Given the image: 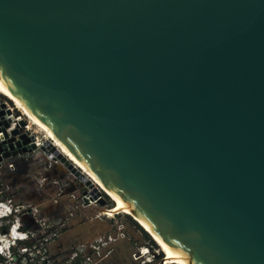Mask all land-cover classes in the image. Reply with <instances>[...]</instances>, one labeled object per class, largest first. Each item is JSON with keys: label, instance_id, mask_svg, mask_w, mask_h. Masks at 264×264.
I'll return each instance as SVG.
<instances>
[{"label": "water", "instance_id": "water-1", "mask_svg": "<svg viewBox=\"0 0 264 264\" xmlns=\"http://www.w3.org/2000/svg\"><path fill=\"white\" fill-rule=\"evenodd\" d=\"M0 79L196 264H264V0H0Z\"/></svg>", "mask_w": 264, "mask_h": 264}, {"label": "rangeland", "instance_id": "rangeland-1", "mask_svg": "<svg viewBox=\"0 0 264 264\" xmlns=\"http://www.w3.org/2000/svg\"><path fill=\"white\" fill-rule=\"evenodd\" d=\"M1 97L9 102V105L11 104L18 116L29 121L11 100L4 95ZM32 128L37 130L34 125ZM37 131L42 133L40 130ZM40 153L36 151L14 158L11 162L16 169L12 172L18 175L17 173L23 174L33 169L38 164L35 158ZM63 168L67 170L64 166ZM58 171L59 168L55 167L53 175L39 173L36 180L29 184L25 174L24 186L15 197L9 195L17 203L20 201V204L31 202L37 204L41 216L28 219L29 227L37 229L42 222L40 219H44L46 215L51 218L47 224L54 222L55 226L62 225L57 243L51 247L52 255L59 254L58 260L67 256L72 249L91 243L98 247V253L94 255L97 264H177L171 263L155 241L133 218L117 213L115 203L99 187L100 193L97 196L104 201V204L98 202L89 206L88 199L92 201L91 196L96 194L71 174H69L70 187L66 188L68 181H65V171ZM50 180L55 181L50 184ZM73 201H76L75 204H72ZM49 211H51L50 215H48Z\"/></svg>", "mask_w": 264, "mask_h": 264}, {"label": "built area", "instance_id": "built-area-1", "mask_svg": "<svg viewBox=\"0 0 264 264\" xmlns=\"http://www.w3.org/2000/svg\"><path fill=\"white\" fill-rule=\"evenodd\" d=\"M1 95L0 105L5 104V110L10 111L9 115H5V119L11 121L7 132L10 134L11 131L17 129L20 131V134H27L28 137L33 136L35 138L33 143L38 147L43 145L47 141L45 135L39 133L35 128L33 129V125L31 126L29 121L18 116L9 105V102H6L5 99L3 100ZM20 122H24L26 125L22 127ZM4 152L5 150L0 151V264H97L94 255L98 253V247L91 243H86L82 247H76L74 250L72 249L73 251L71 250L67 256L59 260L57 259L58 253L52 255L51 247L57 243V239L62 231V225L57 224L55 226L54 222L47 224L51 218L46 215L44 219H40L42 222L39 223L37 229L29 227L27 223L28 219H31V217L33 219V217L37 216L39 218L41 214H39L40 211L36 203L20 204V201L17 203L13 198L9 197V195L15 197L21 186L13 188L3 179L5 168L9 166L11 160L16 158L3 159L2 154ZM21 155L24 154H20L19 156ZM35 160L38 162L37 166L29 171V178L32 182L36 180L37 174L44 172V174L49 173L53 175L55 167H58V172L60 170L65 171V181H68L66 188L70 187V173L63 168L58 160L49 159L42 152L36 156ZM54 181L50 180L49 182L53 184ZM100 199L99 196L96 198L92 197V201L88 199V205L98 204ZM75 202L73 201L72 204H75ZM144 252L143 254H147Z\"/></svg>", "mask_w": 264, "mask_h": 264}, {"label": "bare ground", "instance_id": "bare-ground-1", "mask_svg": "<svg viewBox=\"0 0 264 264\" xmlns=\"http://www.w3.org/2000/svg\"><path fill=\"white\" fill-rule=\"evenodd\" d=\"M0 94L7 97L15 106L29 119V123L40 130L48 141L67 159H69L83 175L87 176L94 187H89L91 192L98 193V187L115 203L116 212L123 213L133 218L155 241L161 252L171 261L177 264H196L176 245L170 242L162 233L155 229L139 213L135 206L118 193L109 183L100 177L80 156L64 142L56 130L42 118L32 107H30L17 93H15L2 79H0ZM70 173V172H69ZM91 196V197H95Z\"/></svg>", "mask_w": 264, "mask_h": 264}, {"label": "crops", "instance_id": "crops-1", "mask_svg": "<svg viewBox=\"0 0 264 264\" xmlns=\"http://www.w3.org/2000/svg\"><path fill=\"white\" fill-rule=\"evenodd\" d=\"M11 161L9 162V166L7 168H5V170L3 172V174H4L3 175V179L5 180V182L8 183L13 188H15L16 186H19V187L21 186V188H22L24 186V184H25L24 180H25L26 176L28 178L27 179L28 180V184L30 182H32V180H30V178H29L30 169L28 170L27 173H23V174L17 173L18 175H16L15 173L12 172V170H15L16 167L13 166ZM25 174H26V176H25ZM13 180L16 181L17 183H14ZM50 214H51V211H49L48 215H50Z\"/></svg>", "mask_w": 264, "mask_h": 264}, {"label": "trees", "instance_id": "trees-1", "mask_svg": "<svg viewBox=\"0 0 264 264\" xmlns=\"http://www.w3.org/2000/svg\"><path fill=\"white\" fill-rule=\"evenodd\" d=\"M11 105V104H10ZM144 234L148 237V234L146 232H144Z\"/></svg>", "mask_w": 264, "mask_h": 264}]
</instances>
